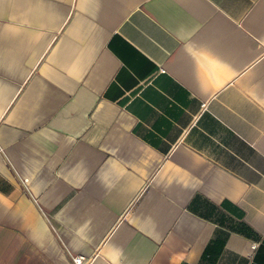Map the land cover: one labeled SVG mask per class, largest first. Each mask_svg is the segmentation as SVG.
I'll return each instance as SVG.
<instances>
[{
  "label": "crops",
  "instance_id": "1",
  "mask_svg": "<svg viewBox=\"0 0 264 264\" xmlns=\"http://www.w3.org/2000/svg\"><path fill=\"white\" fill-rule=\"evenodd\" d=\"M79 254L264 264V0H0V264Z\"/></svg>",
  "mask_w": 264,
  "mask_h": 264
},
{
  "label": "built area",
  "instance_id": "2",
  "mask_svg": "<svg viewBox=\"0 0 264 264\" xmlns=\"http://www.w3.org/2000/svg\"><path fill=\"white\" fill-rule=\"evenodd\" d=\"M257 245L258 244H254L253 245V249H256ZM73 261H74L75 264H90V262H91L90 259L87 256L81 255V254L74 255L73 256Z\"/></svg>",
  "mask_w": 264,
  "mask_h": 264
}]
</instances>
